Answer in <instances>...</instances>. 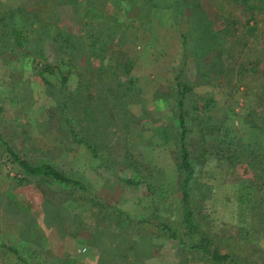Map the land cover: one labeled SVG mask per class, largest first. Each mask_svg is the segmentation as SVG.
I'll list each match as a JSON object with an SVG mask.
<instances>
[{
    "label": "rangeland",
    "instance_id": "1",
    "mask_svg": "<svg viewBox=\"0 0 264 264\" xmlns=\"http://www.w3.org/2000/svg\"><path fill=\"white\" fill-rule=\"evenodd\" d=\"M48 1L0 0L7 11L0 27V205L6 215L29 220L16 203L43 198L48 222L74 239L55 243L58 249L99 251L107 260L125 249L118 264H148L156 256L161 264H264V10L251 18L228 0H200L207 13L216 17L217 11L248 31L226 50L231 56L216 76L208 56L193 55L183 4L177 17L173 0H148L151 8L143 9L113 0L110 17L82 0ZM9 10L25 29L26 55L6 32ZM254 25L263 36L249 30ZM93 31L101 42L91 40ZM45 63L53 73L41 71ZM180 69L191 89L184 102L185 146L195 170L188 206L213 239L208 248L228 254L223 259L193 247L198 235L182 220L180 96L172 90ZM124 82L131 91L123 95ZM11 152L81 185L28 175ZM161 221L178 237L158 230Z\"/></svg>",
    "mask_w": 264,
    "mask_h": 264
},
{
    "label": "trees",
    "instance_id": "2",
    "mask_svg": "<svg viewBox=\"0 0 264 264\" xmlns=\"http://www.w3.org/2000/svg\"><path fill=\"white\" fill-rule=\"evenodd\" d=\"M54 3H58L60 5L64 4H70L74 0H53ZM86 3V8L89 6H92L95 11H99V13H102L106 11L107 15L110 16V10L109 8H113L116 6L113 3V0H82ZM105 1V2H104ZM174 3L170 4L174 9H176L175 15L177 17L182 16V13H184L183 10H181L180 4H183L188 9V16H189V35L190 40L194 42V52L193 55L198 58L201 56V58H206V56L210 59V71L213 75H219L220 73L224 72V63L225 60L228 59L231 55L226 51L230 47H235V44H239L240 40L243 38V33L248 31H241L238 29H235L234 22L231 21L230 18H227L226 16H223L219 14L217 11L212 13H207L204 9L200 7V0H173ZM231 3H234L233 5H236L241 11H245L246 14H248L251 18L256 17L257 10L259 12H262L264 10V0H228ZM48 0H36V4L39 5L40 3H48ZM104 2V3H103ZM129 2L130 8H133V5L136 4L140 8L147 7L151 8L152 1L149 2L148 0H126V3ZM128 4V3H127ZM177 4V5H175ZM112 5V6H111ZM114 5V6H113ZM104 6V7H103ZM143 9V8H142ZM4 13L7 15V11L0 9V27L3 29L5 27L4 22ZM114 13L111 14L114 16ZM10 14V20L8 28H6V32L11 38V40L14 42V49H16L17 52L20 53V55H26L27 51L24 46V42L22 39V35L25 34V29L23 27H20L18 24L15 25L11 20L15 15H13V12L9 10ZM187 16V17H188ZM212 16V17H211ZM111 17V16H110ZM215 17V18H213ZM249 22V21H248ZM3 24V25H2ZM2 25V26H1ZM250 31L255 33V36L258 34H261L262 32L257 30V25H254L249 29ZM60 32H63L62 30ZM240 32V33H239ZM2 33V32H1ZM68 34L71 37V34L68 32H64V34ZM93 36H91L92 41H99L101 42L103 38L100 37L99 34L96 33V31H93ZM239 33V34H238ZM59 34V32L57 33ZM184 34V33H183ZM264 34V33H262ZM261 34V35H262ZM263 36V35H262ZM70 37H65V41H69ZM257 38V37H256ZM183 43L186 41V35H183ZM13 49V48H11ZM183 55L184 57H187V49H183ZM225 53L229 56L225 57ZM37 63H41L39 60H36ZM71 60L69 59L68 63L70 64ZM59 69V66H57ZM243 67V65H242ZM42 72H49L53 73V66L51 64H42L41 66ZM183 71V70H182ZM247 71V70H246ZM67 81V76L62 75L61 76V84L64 86ZM127 83H122V94L130 92L131 90L129 87H127ZM119 85L117 81H114L112 85ZM175 90L177 94L180 96L178 98V113H177V121H178V140L180 143L179 148V156H180V166L183 172L182 176V220L184 223H186V226L191 233H195L198 235L199 242L193 244V247L201 249L202 253H206L209 257L213 259H223L228 257V254L221 255L217 252V248L213 247L212 251L208 248V245L213 244V239L208 237L205 232H203L200 228L197 222H195L193 217V211L188 206L189 201V190L192 189V183L194 182V176H195V170L192 167V164L190 162V155L189 152L186 149L185 146V137L187 132V118H186V111L184 109V102H185V93L189 92L190 85L188 84V81H184L182 79L181 69L176 70L175 72ZM113 87V86H112ZM118 91V90H117ZM208 105V102L205 101L203 104L202 110L205 109V107ZM197 118V117H196ZM66 121L69 123L70 119H66ZM69 128L74 133V128L72 125H69ZM13 158L18 163L20 168L28 175L31 176H49L54 180H57L61 183H66L69 185H78L80 186V182L76 179L68 178L64 176L62 173L58 172L55 168H53L51 165L46 163H39V164H30L24 159H21L19 156H17L15 153L11 152ZM127 183H135L132 180H125ZM43 198L40 200H37L41 203H39V207L36 211H38V215L44 216V205H43ZM16 202V200H14ZM31 202V201H30ZM46 219L47 215L44 216ZM50 222L52 221V218H50ZM160 231H166L167 235H171L172 237H178V234L170 227L167 226L166 223L161 221L155 226ZM188 231V232H189ZM126 250H122L121 254L118 252L117 254L113 255V257H116L113 260H118L120 257H126L127 252ZM143 255H146L148 253V250H144L141 252ZM134 254H137L134 252ZM133 254V257H135ZM147 256V255H146ZM145 256V257H146ZM141 259V258H138ZM112 260V261H113ZM136 260L130 259L127 262H133ZM236 261V260H235ZM235 264H239L237 261ZM245 264V263H244Z\"/></svg>",
    "mask_w": 264,
    "mask_h": 264
},
{
    "label": "crops",
    "instance_id": "3",
    "mask_svg": "<svg viewBox=\"0 0 264 264\" xmlns=\"http://www.w3.org/2000/svg\"><path fill=\"white\" fill-rule=\"evenodd\" d=\"M39 203H16L25 209L26 215H31L29 220L7 216L6 209L0 205V264H118L117 260H107L105 254L98 255L99 251L88 250L82 255L76 247L58 249L55 243L60 246V242L74 239L61 225L48 222L42 213L38 215ZM157 258L149 260L148 264H161V259L157 263ZM165 264L172 263L167 260Z\"/></svg>",
    "mask_w": 264,
    "mask_h": 264
}]
</instances>
